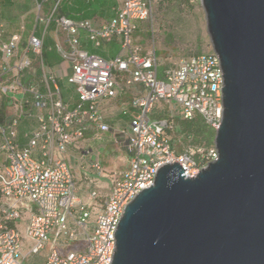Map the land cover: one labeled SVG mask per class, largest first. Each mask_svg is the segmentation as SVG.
I'll use <instances>...</instances> for the list:
<instances>
[{"label": "built area", "instance_id": "1", "mask_svg": "<svg viewBox=\"0 0 264 264\" xmlns=\"http://www.w3.org/2000/svg\"><path fill=\"white\" fill-rule=\"evenodd\" d=\"M54 1L47 17L38 15V21L45 24L43 34L30 36L21 57L16 55L20 35L13 34L5 40L0 32L1 91L29 92L33 107L39 110L38 125L23 147L17 142V127L24 114V100L16 104L17 115L0 124V155L5 158L0 170V193L6 200L0 206V264H29L22 233L12 223L21 217L22 207L31 211L25 230L32 241L29 254L37 255L49 242L53 244L43 264H112L117 246L115 231L126 206L154 184L158 169L178 162L186 176L194 177L218 158L215 145L198 161L186 150L179 152L170 133L175 113L170 118L152 119L154 106L160 101L174 103L180 118L191 119L199 114L216 130L224 111L223 71L219 55L210 51L181 57L159 76L155 51L143 55L141 47L134 43L133 33L139 22L153 26L156 5L162 0H118L114 17L98 26L88 19L58 15L56 11L63 0ZM38 6L41 9L42 4ZM51 23L66 35L67 48L58 43L57 50L70 64L68 82L79 96L73 108L63 99L56 71L45 70V92L23 81L32 66L30 51L44 68V39ZM82 30L96 45L122 36L123 53L105 59L87 52L80 46ZM119 74L126 76V85L143 86V93L131 102L138 114L127 129L115 134L117 146L129 155V167L114 180L110 194L102 202H98L97 191H92L91 201L86 202L76 195L73 168L63 154L83 139L93 122L103 119L99 102L112 94ZM2 78L10 82L2 83ZM100 128L109 130L102 123ZM92 167L99 175L105 174L100 160H94ZM74 243L76 249L71 248Z\"/></svg>", "mask_w": 264, "mask_h": 264}, {"label": "water", "instance_id": "2", "mask_svg": "<svg viewBox=\"0 0 264 264\" xmlns=\"http://www.w3.org/2000/svg\"><path fill=\"white\" fill-rule=\"evenodd\" d=\"M223 76L218 158L162 165L126 206L112 264H264V0H201Z\"/></svg>", "mask_w": 264, "mask_h": 264}, {"label": "crops", "instance_id": "3", "mask_svg": "<svg viewBox=\"0 0 264 264\" xmlns=\"http://www.w3.org/2000/svg\"><path fill=\"white\" fill-rule=\"evenodd\" d=\"M54 3V0H0V32H2V38L6 40L13 34L20 35V42L16 54L17 57L24 55L29 45V38L32 34H43L45 24L38 21V15L41 14L47 17ZM39 4H42L41 9L38 6ZM118 6V0H63L56 12L58 15H65L73 20L88 19L98 26L110 21L114 17ZM143 24L144 23L139 22L137 30H143ZM46 30L44 39V68L39 58L30 51L28 55L32 59V66L25 72L23 81L27 86L33 85L45 92L48 90V84L44 76L45 70L47 72L56 71L58 73V82L63 99L70 108H73L79 102V96L75 90V86L68 82V75L71 72L70 64L57 50L58 43H63L67 48L66 35L63 31L58 30L54 23L49 24ZM79 38L82 49L105 59H113L123 53L122 36H115L111 40H103L100 45H96L90 40L87 32L84 30L80 31ZM133 40L135 44L141 47V53L143 55L153 52L147 50L148 45H141V36L138 34ZM156 56L159 64L158 70L160 77L163 75L164 70L174 67L177 62L172 61V63L166 64L163 63L159 55L156 54ZM125 79V75L119 74L117 76V84L112 94L100 100L99 106L103 119L93 122L86 130L83 139L77 145L69 146L63 154V157L73 168L77 184L76 195L86 202L91 201L92 191L98 192V202H102L111 192V188H105L104 186L99 187L97 177H101L102 175H99L92 167L94 160H100L99 151L104 147V143L99 141L113 140V142H115V134L121 130L127 129L131 119L139 112L136 108L131 106V102L134 98L143 93V86L140 84L128 86L125 84ZM9 82L10 80L8 78H2V83L7 84ZM32 98V94L29 92L22 93L17 91L3 93L0 88V124H5L16 116V104L24 100V114L20 116L17 127V142L20 147L27 144L29 134L38 125L37 113L39 110L33 107ZM156 105L159 107L158 104ZM151 113L150 117L152 118ZM100 123L108 125L109 130H102L100 128ZM118 137L121 138V136ZM115 147H117L116 142ZM121 149V153L126 155V160L129 163L128 153L125 149ZM56 155L59 156V154ZM0 157H2V160H0V170H2L5 166V158L3 155H0ZM104 173L106 174L105 171ZM5 203L6 200L0 193V206ZM30 215L31 211L22 207L21 217L12 223L22 233L23 251L27 255V262L33 264L29 261L30 257L34 256L29 254L32 241L25 235ZM52 245V242H49L46 246L47 249H44L46 250L44 259L41 260V257L35 258L34 261L37 264H43ZM41 252L39 254H41Z\"/></svg>", "mask_w": 264, "mask_h": 264}, {"label": "rangeland", "instance_id": "4", "mask_svg": "<svg viewBox=\"0 0 264 264\" xmlns=\"http://www.w3.org/2000/svg\"><path fill=\"white\" fill-rule=\"evenodd\" d=\"M154 19L153 26L144 23L143 30H136L133 38L137 34L141 36V45H148L147 50L155 51L163 63H172L199 51H212L201 0H162L156 5ZM157 104L158 109L164 111L167 116L173 112L177 118H180L179 108L174 103L167 104L165 101H160ZM99 142L104 143L99 154L106 174L97 177V180L99 187L110 189L114 180L122 177L129 163L126 155L121 153L122 149L115 147L113 140ZM71 248L76 249L77 243L72 244ZM44 254L46 250L39 255L31 256L29 261L37 264L35 258L41 257L42 260Z\"/></svg>", "mask_w": 264, "mask_h": 264}, {"label": "trees", "instance_id": "5", "mask_svg": "<svg viewBox=\"0 0 264 264\" xmlns=\"http://www.w3.org/2000/svg\"><path fill=\"white\" fill-rule=\"evenodd\" d=\"M206 52L208 51H199L191 55ZM151 116L158 119L171 117L167 116L164 111L161 112L157 105L154 106ZM170 133L177 150L179 152L186 150L196 161L200 160L201 154H206L214 146L216 136V130L208 125L199 114L191 119L175 118Z\"/></svg>", "mask_w": 264, "mask_h": 264}]
</instances>
